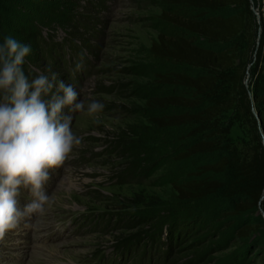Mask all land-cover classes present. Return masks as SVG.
Listing matches in <instances>:
<instances>
[{"label": "rangeland", "instance_id": "374dc122", "mask_svg": "<svg viewBox=\"0 0 264 264\" xmlns=\"http://www.w3.org/2000/svg\"><path fill=\"white\" fill-rule=\"evenodd\" d=\"M251 5L253 15L234 42L247 88L264 37V0ZM164 13L193 15L169 0H0V43L11 35L31 45L23 66L29 80L38 74L35 69L51 66L80 91L86 107L92 100L105 105L94 116L72 113L82 143L61 168L49 170L43 190L52 195L51 205L0 238V264H100V258L122 264L124 256L125 264H135L131 258L144 252V264H264V198L254 212L236 216L225 190L187 201L174 188L173 182L194 174L205 159L180 160L192 142L190 129L153 123L174 113L148 104L168 92L158 74L185 68L156 60L150 49L161 33L205 43L167 23ZM52 49L57 50L53 63L47 55ZM84 50L85 68L73 74ZM249 138L234 123L233 150L225 154L232 160L228 184ZM32 199L22 189L18 206L23 210ZM247 224L255 230L245 238L240 230ZM170 238L172 245L165 246Z\"/></svg>", "mask_w": 264, "mask_h": 264}, {"label": "trees", "instance_id": "16d2710c", "mask_svg": "<svg viewBox=\"0 0 264 264\" xmlns=\"http://www.w3.org/2000/svg\"><path fill=\"white\" fill-rule=\"evenodd\" d=\"M169 1L188 8L193 15L164 13L167 23L205 43L197 44L185 35L161 33L150 49L156 60L185 68L158 74L160 85L168 92L149 99L148 104L174 113L154 119L153 123L162 128L190 129L192 142L183 150L180 160L205 159L194 174L173 182L174 188L187 201L207 200L225 190L233 199L234 215L254 212L264 198V37L259 42L254 79L249 88L244 84V72L240 73L236 67L238 55L234 45L253 15L251 0ZM68 40L69 46L75 48L76 44ZM83 47L87 49V43ZM56 51L47 52L52 63ZM66 63L67 69H71L70 60ZM236 122L247 130L250 138L236 168L235 180L228 184L225 175L232 168V160L225 154L233 150L230 131ZM254 230L247 224L240 235L246 238ZM171 240L163 244L171 246ZM146 255L144 252L143 256L130 258L144 264ZM122 258L127 260L125 256Z\"/></svg>", "mask_w": 264, "mask_h": 264}, {"label": "clouds", "instance_id": "9594fccd", "mask_svg": "<svg viewBox=\"0 0 264 264\" xmlns=\"http://www.w3.org/2000/svg\"><path fill=\"white\" fill-rule=\"evenodd\" d=\"M31 51L11 35L0 43V238L53 202L43 190L49 170L61 168L82 143L73 131L72 113L94 116L105 108L97 100L86 107L80 91L51 66L35 69L38 74L29 80L23 66ZM86 55V50L79 53L73 74L85 68ZM22 189L33 197L23 210L17 200Z\"/></svg>", "mask_w": 264, "mask_h": 264}, {"label": "water", "instance_id": "95a60500", "mask_svg": "<svg viewBox=\"0 0 264 264\" xmlns=\"http://www.w3.org/2000/svg\"><path fill=\"white\" fill-rule=\"evenodd\" d=\"M252 9H253V7H252ZM257 15H259V14H257ZM258 45H259V42H258ZM253 112L256 114L255 110H253ZM256 116H257V114H256Z\"/></svg>", "mask_w": 264, "mask_h": 264}]
</instances>
